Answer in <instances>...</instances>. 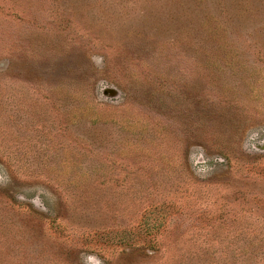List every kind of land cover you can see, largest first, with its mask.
Listing matches in <instances>:
<instances>
[{"label": "rangeland", "instance_id": "obj_1", "mask_svg": "<svg viewBox=\"0 0 264 264\" xmlns=\"http://www.w3.org/2000/svg\"><path fill=\"white\" fill-rule=\"evenodd\" d=\"M0 264H264V0H0Z\"/></svg>", "mask_w": 264, "mask_h": 264}]
</instances>
